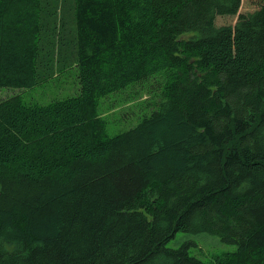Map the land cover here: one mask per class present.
Masks as SVG:
<instances>
[{"label":"trees","instance_id":"16d2710c","mask_svg":"<svg viewBox=\"0 0 264 264\" xmlns=\"http://www.w3.org/2000/svg\"><path fill=\"white\" fill-rule=\"evenodd\" d=\"M68 68L76 94L0 100V264H264V0H0V87ZM139 83L109 135L101 99Z\"/></svg>","mask_w":264,"mask_h":264},{"label":"rangeland","instance_id":"374dc122","mask_svg":"<svg viewBox=\"0 0 264 264\" xmlns=\"http://www.w3.org/2000/svg\"><path fill=\"white\" fill-rule=\"evenodd\" d=\"M53 1L51 0L52 3ZM58 14H64L66 18L64 10L59 11ZM75 71L74 68H68L61 75L59 74L52 80L50 79L33 88L0 87V100L18 93L26 103L32 102L40 105L55 98L76 94L79 91V84ZM154 94L150 86L139 83L103 97L99 112L106 120L108 134L114 135L131 126L133 127L144 113H149L152 109L149 107L154 103ZM185 243L189 244L188 252L191 255L204 261L211 260L215 255L233 251L236 248L235 244L226 242L215 234L184 231L176 232L165 246L178 248Z\"/></svg>","mask_w":264,"mask_h":264}]
</instances>
